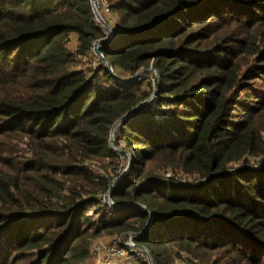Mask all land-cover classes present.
Returning a JSON list of instances; mask_svg holds the SVG:
<instances>
[{
	"label": "trees",
	"instance_id": "obj_1",
	"mask_svg": "<svg viewBox=\"0 0 264 264\" xmlns=\"http://www.w3.org/2000/svg\"><path fill=\"white\" fill-rule=\"evenodd\" d=\"M109 2L99 51L155 88L78 68L104 38L88 0H0V264H92L129 233L152 264H264V0ZM154 89L116 130L130 164L102 211L112 130Z\"/></svg>",
	"mask_w": 264,
	"mask_h": 264
},
{
	"label": "built area",
	"instance_id": "obj_2",
	"mask_svg": "<svg viewBox=\"0 0 264 264\" xmlns=\"http://www.w3.org/2000/svg\"><path fill=\"white\" fill-rule=\"evenodd\" d=\"M88 1L90 2L91 5L95 23L102 30L104 34V38L102 39H105L110 35L111 25L113 26V22H114V14L112 13L110 2L109 0H88ZM97 41H95L93 45ZM93 45H92L91 53L89 55L76 56V59L78 61V68L80 70L86 71L87 68L89 67L95 69L98 66L103 65L100 58L94 53ZM150 76H151L152 86L155 88L158 81V74L156 70L151 69ZM123 77L124 78L122 80H126L128 82L139 81L143 78L142 76L139 77V74H136L129 78L127 75H124ZM149 102L150 103L148 105L150 106V108L153 109L154 105L157 102L156 89H154V92L151 95ZM159 110L162 112H166L168 114L171 111V107L167 104H161ZM166 176L172 177L173 175L170 172H168L166 173ZM173 177L175 179L180 178L177 176H173ZM112 188L113 187L111 183V185L104 191V193L100 194L99 196L102 211L115 207L110 199V189ZM134 237H137V235L129 233L126 235L111 236L107 239H103V238L96 239L90 247V253L92 259H94L97 264H125L130 260H135V261L142 260L147 262V259L149 261L146 250L142 248L143 246L138 247L140 245L134 243L133 241ZM177 264H187V263L185 261H180V263Z\"/></svg>",
	"mask_w": 264,
	"mask_h": 264
},
{
	"label": "water",
	"instance_id": "obj_3",
	"mask_svg": "<svg viewBox=\"0 0 264 264\" xmlns=\"http://www.w3.org/2000/svg\"><path fill=\"white\" fill-rule=\"evenodd\" d=\"M110 30H111V29H110ZM112 33H113V31L111 30V33H110V35H109L107 38H105V39H101V40H98V41L93 45V51H94V53L100 58V60L102 61L103 65L106 67V69L109 71V73L115 78V80H117L118 82L124 83V82H126V80H122V79H120V78L116 75V73H115L113 67L111 66V64H110V63L104 58V56L102 55V53L99 51V46L101 45V43L108 41V40L112 37ZM135 75H136V74H135ZM149 103H150V102H149V100H148L147 102H144V103H142V104L136 106L133 110H131L127 115L123 116V117H122V118L116 123L114 129L112 130L111 137H110V146H111V147H112V143H113V141H114V136H115V133H116V130H117L118 126H119L124 120H126L127 118L133 116L134 114H136L137 112H139L141 109H143L144 107H146ZM112 148H113V147H112ZM123 153L128 155V153H127L126 151H123ZM128 166H129V163H128L127 167H128ZM120 177H121V175H119V176L117 177L116 182H114V184H112V187H115V186L117 185V181H119ZM111 201H112V200H111ZM113 204H114V203H113ZM128 205H133V204H128ZM136 205H138V204H136ZM114 206H115V207H122V205H115V204H114ZM138 206L150 214L149 210L146 209L145 206H143V205H138ZM150 216H151V214H150ZM149 226H150V221H149L148 224L146 225V227H145V229L143 230L142 234H144V233L148 230ZM138 247H142V246H138ZM142 248H144V249L146 250L147 255H148V258H149V260H150V264H152V256H151V253H150L145 247H142Z\"/></svg>",
	"mask_w": 264,
	"mask_h": 264
},
{
	"label": "rangeland",
	"instance_id": "obj_4",
	"mask_svg": "<svg viewBox=\"0 0 264 264\" xmlns=\"http://www.w3.org/2000/svg\"><path fill=\"white\" fill-rule=\"evenodd\" d=\"M114 23V22H113ZM111 30L113 31V26L111 25ZM74 38L73 37H70L69 38V42H68V44H67V47L71 50V51H73L74 50V47H73V44H74ZM100 47V46H99ZM88 69H93V68H91V67H89V68H87V70ZM151 69L152 68H148V69H146V70H141V71H139L137 74H139V77H143L142 79H145V81H144V84H143V87L144 88H146L147 87V85L148 84H152V81H151V76H150V73H151ZM124 78V77H123ZM122 78V79H123ZM129 78V77H128ZM126 79V78H125ZM141 79V80H142ZM114 138H115V136H114ZM114 142V141H113ZM122 146H123V142H122ZM112 147H113V143H112ZM113 150H115L116 152H121L120 151V149H117V148H115V147H113ZM123 155H124V157H122V163H121V165H122V167H120V169L118 170V172H117V174L118 175H116V178H114L113 180H112V184H114V182H116V179H117V177L119 176V175H121V177H122V175H123V173L128 169V167H127V165H128V163L130 164V162H129V160H128V155L127 154H124L123 152H121ZM120 177V178H121ZM177 177H179L178 175H177ZM120 180V179H119ZM187 181L186 180H181V184H185ZM117 183H118V181H117ZM111 199V198H110ZM94 220L96 221L97 220V217L96 218H94ZM103 239H107V238H109V237H102ZM180 261H182V260H179V259H176L174 262H173V264H177V263H180ZM135 262H139V264L140 263H142L143 261L142 260H138V261H135ZM146 263H150V260L148 261V259H147V262Z\"/></svg>",
	"mask_w": 264,
	"mask_h": 264
},
{
	"label": "crops",
	"instance_id": "obj_5",
	"mask_svg": "<svg viewBox=\"0 0 264 264\" xmlns=\"http://www.w3.org/2000/svg\"><path fill=\"white\" fill-rule=\"evenodd\" d=\"M72 37L74 38V40L76 39V37L74 35H72ZM91 260H92L91 261L92 264H97L94 259H91ZM125 264H139V262H135V260H130V261L126 262ZM140 264H142V263H140Z\"/></svg>",
	"mask_w": 264,
	"mask_h": 264
}]
</instances>
